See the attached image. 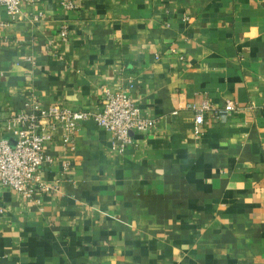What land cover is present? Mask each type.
Masks as SVG:
<instances>
[{
    "label": "crops",
    "instance_id": "obj_1",
    "mask_svg": "<svg viewBox=\"0 0 264 264\" xmlns=\"http://www.w3.org/2000/svg\"><path fill=\"white\" fill-rule=\"evenodd\" d=\"M63 1L0 4L4 119L132 81L157 124L123 153L93 121L53 130L42 203L0 188V264H264V0Z\"/></svg>",
    "mask_w": 264,
    "mask_h": 264
},
{
    "label": "built area",
    "instance_id": "obj_2",
    "mask_svg": "<svg viewBox=\"0 0 264 264\" xmlns=\"http://www.w3.org/2000/svg\"><path fill=\"white\" fill-rule=\"evenodd\" d=\"M37 1L0 0V4L13 18H19L24 5ZM62 4L67 9L77 7L71 0H64ZM61 33L66 40V25L61 26ZM132 87V81H129L128 85L117 90L104 88L101 104L95 109H72L58 103L46 106L34 98L31 111H13L5 119L0 113V121L4 120L8 133L0 140V188L6 186L33 204L42 203L43 195L49 194L53 188L43 183L41 169L52 162L46 148L53 138L52 131L58 128L65 130V141L72 143L79 126L93 121L109 132L113 148L122 153L134 143L133 132L152 131L157 120L142 114L131 96ZM188 106L196 110L197 125L205 122L206 112L217 113L208 99L203 100L200 106ZM239 109L238 104L229 101L218 114L227 115Z\"/></svg>",
    "mask_w": 264,
    "mask_h": 264
},
{
    "label": "water",
    "instance_id": "obj_3",
    "mask_svg": "<svg viewBox=\"0 0 264 264\" xmlns=\"http://www.w3.org/2000/svg\"><path fill=\"white\" fill-rule=\"evenodd\" d=\"M13 145H15V140L12 141Z\"/></svg>",
    "mask_w": 264,
    "mask_h": 264
}]
</instances>
